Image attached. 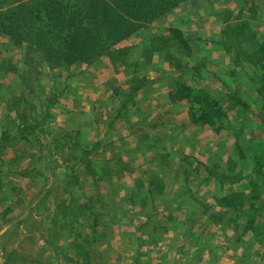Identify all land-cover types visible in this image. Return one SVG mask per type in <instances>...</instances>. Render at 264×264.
Segmentation results:
<instances>
[{
    "label": "rangeland",
    "instance_id": "374dc122",
    "mask_svg": "<svg viewBox=\"0 0 264 264\" xmlns=\"http://www.w3.org/2000/svg\"><path fill=\"white\" fill-rule=\"evenodd\" d=\"M18 1L0 0V4L10 16L9 11ZM243 21L249 23V26L252 25L259 41L264 42V0H188L165 18L130 37L129 57L132 62L138 63L139 73L153 77L157 76L156 74L159 77L164 75L166 80L157 82L161 92L157 97L160 96L159 105H163L162 107L154 109L152 100L147 106L137 103V90L131 93L132 97L128 103L129 116L124 115L125 117L118 116L116 112L121 100L126 97L121 92V87L125 85L123 82L129 70H125L121 63H117L121 70H117V65L108 58L99 59L85 69H66L60 65L59 59L49 55L50 47L46 46V43L45 46L36 48L27 43L21 46L15 44L8 33L0 32V65L3 66L0 69V264H162L165 260L163 252H170L167 256L170 255L173 246L184 250L189 246L190 252L200 254L205 238L201 237L203 241L198 248L190 249L189 242L179 245V228L174 224L170 227L173 213L159 210L168 206L167 201L158 205V202L154 203L152 198L146 197L143 192V188L146 190L149 187L148 181L140 184L142 189L138 192L139 197L134 195L131 200L126 198L132 191L135 180L143 173L142 169L137 167L143 159V154L147 160L152 159L153 150L161 152L159 156L162 154L160 150L163 147L153 149L161 134H172L176 150L179 151L178 161L181 162L184 156H192L191 149L187 147L186 153L189 155H185L182 147L186 136L190 134L188 132L196 134L202 132L201 129L204 130L202 127L191 125L189 118L182 115L180 109L184 110V107H180L181 103H170L167 75L174 74V77H177L178 73L171 70V66H167L164 52L157 49L155 53L146 56L143 51H146L145 47L152 41V34L162 33L171 26L179 28L191 45V61L206 64L200 68L203 76L195 75L191 80L192 85H202L217 98L227 96L228 90L232 91L238 87L251 104L252 109L245 115L231 111V102H225L228 118L224 125L226 129L231 128V125L240 128L239 140L246 157L241 161V165L247 162L251 168L252 165L260 164L259 168L264 170V119L260 115L264 116V107L263 101L257 96L261 83L253 82L259 77L250 78L253 65H250L249 60H245L244 70H239L228 51L224 52L219 44L227 38L223 30L233 29V26ZM5 24L8 26L11 22L7 21ZM228 25L230 26L227 27ZM241 36L242 34L239 38ZM174 41L179 43L177 38ZM177 46L172 49L176 53ZM146 57L151 58L150 63L145 62ZM16 66L20 68L17 69L18 72L12 69ZM23 70H26L24 82L20 74ZM233 70L236 71L235 75H232ZM62 74L64 77L68 76L66 81L61 78ZM185 77L190 78V74L186 73ZM62 87L69 91L62 93ZM116 87L121 90L120 93L115 90ZM18 98L27 100L24 107L19 106V102L12 103L13 99ZM171 110L179 112L176 119L171 115L174 113ZM145 116L150 122L169 123L171 126L168 128L171 131L159 133L146 130L130 135L127 141L118 140L130 122ZM43 119L45 122L31 137H21L17 129L19 124ZM184 126L186 130H183ZM72 128L82 132L80 149L74 145V141L71 143L57 139ZM175 128L178 130H174ZM187 129L191 131L187 132ZM173 130L176 134H173ZM228 136V143L235 144L238 141L237 134ZM177 142L181 143V147L177 146ZM76 145L79 146L77 143ZM257 145L260 149L258 157L252 159L250 156L256 153ZM165 148L171 150V147ZM82 150L90 151L85 154V161L80 159L84 155ZM232 154H238L237 150ZM106 160L111 166L124 165L129 160L136 168L131 173H104L100 168ZM92 166L96 173L90 172ZM115 170L119 169L116 167ZM74 174L81 178L86 188L73 179ZM253 176L260 184V194L264 198V173ZM222 186L218 196L230 193L232 188H248L245 181L236 187L228 184ZM98 193L103 195L98 204L101 225L95 233L96 240L90 251L91 260H87L82 250L78 251L77 244L82 247V242L89 238L92 215L88 209L79 211L78 204H75L78 214L71 221L72 229L68 230L61 227V223L63 219L73 217L70 214L73 210L69 212L68 208L64 210L62 206L66 202L69 207L74 198L80 202H91ZM218 196L211 199L215 201L214 198ZM140 198L144 199V203L135 213V206L140 202ZM209 199L210 197L204 198L205 201ZM186 202L184 198H176L173 210L188 214V217L185 218L184 214L180 218L181 222L188 226V223L192 222V216H195L196 220L201 217L196 213L190 215V210L184 208ZM209 203H212L214 211L217 208L216 202ZM260 204L259 202L258 205ZM223 213L226 221L236 214L230 213L227 208ZM237 214L243 221L247 220V216H253L254 223L251 227L261 224L264 220V211L256 210V207L250 206L249 201L245 210ZM204 215L209 216L208 213ZM132 217L134 219H131ZM165 217L168 227L161 225L164 223L162 218ZM204 223L202 220L195 223L193 229L210 236L211 241L207 247L215 251V254L231 255L232 252L239 253L244 250L243 255L247 257L248 252H252V246L260 242L261 258L264 261V241L261 237L253 236L250 229L244 236L243 228L238 233L232 231V227L223 231L220 226H211L210 222L206 225ZM242 232L243 235H240ZM76 234H79V238ZM71 235L75 238L70 237ZM238 235L241 237L237 239ZM198 239L197 237L196 240ZM234 241L239 245L234 244ZM233 246L235 248H232ZM256 254L260 256V252ZM162 257L164 259L159 261ZM255 257L256 255L253 257L251 253L242 264L253 263L256 261ZM170 261L173 263L176 260L172 258Z\"/></svg>",
    "mask_w": 264,
    "mask_h": 264
},
{
    "label": "trees",
    "instance_id": "16d2710c",
    "mask_svg": "<svg viewBox=\"0 0 264 264\" xmlns=\"http://www.w3.org/2000/svg\"><path fill=\"white\" fill-rule=\"evenodd\" d=\"M187 1L188 0H19L18 3L14 5L15 7L9 11L11 12L10 16L7 14L8 11H4L3 6L0 4V32L8 33L14 40V43L17 45L20 44L21 46L27 43L33 48H36L40 45L43 47L46 43V46L50 47L48 51V53H50L49 55H53L55 58L59 59L60 65L64 66L66 69L78 67L85 69L99 59L106 60V58H108L109 61L117 65L118 70L120 66H118L117 63H121V65L125 67V70H129L123 82L125 85L121 87L123 91L120 90L126 97L121 100L120 106L116 112L118 116L125 117L129 116L128 103L132 97L131 93H135L140 87L149 82L156 81L157 83L158 81L162 82L166 80L164 75L159 77V75L156 74L157 76L150 79L148 76L139 73L138 63L132 62L129 57L131 44H129L128 39L141 29L165 18ZM7 21L11 22L8 26L5 24ZM229 26L230 25L227 27ZM233 27L235 28L223 30V34L224 36L226 35L227 38L226 40H221L219 44L224 52L228 51L233 62L236 64L235 66H237L239 70H244L245 60L251 62L250 65H253V67L251 69L250 78L254 79L256 76L259 77L253 82L261 83V86H258L257 96L263 101L262 105L264 107V42L259 41L254 28L252 25L249 26L247 22H239ZM240 34H242L241 38H239ZM150 38L152 41L149 42L145 47L146 51L144 50L143 52L146 56H148L149 53H155L157 49L164 52L167 66H171V70L178 73L177 77H174V74L171 76H169L170 74L167 75L169 100L173 103L183 102L188 104V117L191 122L199 127H212L214 130L220 131L221 128L225 127L224 121L228 118V109L225 102H231V111H238V113H245V115L252 109L251 104H249L245 96L238 90V87L232 91L228 90L227 96L217 98L211 95L202 85H192L191 80L195 75H199V77L203 76L200 72V68L206 66V64H199L198 62L191 61L192 58L189 57L192 49L191 45L189 44V40L184 38L179 28L175 26L167 27L162 33L152 34ZM176 38L179 40V43H177L178 46L174 41ZM176 46L177 53L172 50ZM185 57L187 60H185ZM242 57H244V60ZM150 60L151 58L149 57L145 58V62L147 63H150ZM2 67L3 66L0 65V69H2ZM12 69L18 72L17 69L20 68L16 66ZM25 73L26 70L20 72L23 82ZM186 73L190 74V78L185 77ZM235 74L236 71L233 70L232 75ZM61 78L66 81L68 76L64 77V74H62ZM120 81L121 79H119V82ZM64 88L65 87H62L61 89L63 91L62 93L68 90L67 88L64 90ZM115 90L120 93L118 87H116ZM26 101L25 99L18 98L13 99L12 103L15 104L19 102V106L24 107ZM50 103L53 102L50 101ZM260 115L264 119V116L262 114ZM44 122V119L37 122H22V124L18 125L17 129L22 138H29ZM158 125L160 124L150 122L146 116L144 118H138L134 120L130 126L124 128L123 134L118 140L120 142L123 140L127 141V137L130 135H136L137 132L146 130L150 131ZM231 128L228 129L231 130L233 134H237V138L239 137L238 141L235 142V149L238 151L240 157L239 166L236 163L228 165L219 164L218 166L214 164V166H211L200 160H191L186 161L185 164L177 168V175H181L179 176L181 179L189 181L191 176L195 178L196 175H201L202 168L205 167L207 170L206 180L215 179L219 181L220 184L226 182L240 183L245 181L248 184V188L234 190L214 198L217 205L225 207L219 211H213L212 205L203 202L199 198H196L193 202L197 203V208L199 211H202V214H209L207 217L208 219H213L218 222L225 220L223 212H225L226 208L229 209L230 213L236 212L234 216L231 215L228 219V223L234 225V231L240 233L239 230L243 228L242 231H244L245 236L247 233L246 231L250 229L251 232H253V236L261 237L264 241V220L261 224H255L256 226L251 227L254 223L253 216H247V220L244 221L240 216H237L238 212L245 210L248 201L250 202V206L256 207V210L264 211V198L261 197L260 194V184L253 176L254 174H263L264 170L263 168H259L261 166L260 164L252 165L251 168L247 165V162L241 165V161L246 157L243 153V145L239 140L241 139L240 128H237L235 125H231ZM81 137L82 132L77 128H72L71 131H66L63 136L61 135L60 138L57 139H62V141L67 140L71 143L74 141V145L80 149ZM76 143L79 144V146H77ZM255 150V154L257 155L253 153L254 155L250 156L252 159H254L255 156L258 157V152L260 150L258 145ZM81 153L84 155H82L80 159L85 161V154H89L90 151L82 150ZM159 153L161 152L154 150L152 161L157 158V160L168 159L169 149L167 152H163L164 154H160V156ZM108 163L109 161H104L103 166L100 168L104 173L107 171L111 173L119 172L120 174L121 171L131 173L134 172L136 168L133 166L132 161L129 160L127 164L124 165L117 164L111 166ZM140 163L137 164V167L141 165ZM116 167L119 169L118 171L115 170ZM158 168L159 167L152 169L150 174L146 175V177L139 176L132 186V193L130 192L126 198L131 200L134 195L139 197L138 192L142 189L141 185H143L145 181H148L150 183L148 189L145 190L143 188L145 196H150L152 198L151 201L154 203H157V199L160 198H164L167 201L169 193L166 190L165 181L160 175V169ZM90 172L96 173L93 166L90 168ZM200 177L203 178V174ZM73 179H75V181L78 180L79 185L86 188V185L76 174H74ZM75 185L76 183L74 182V187ZM101 195V193L96 194V198L94 197L91 202L88 201L87 203L84 201H77L74 198L69 207L66 202L62 206L64 210L68 208L70 212V210L74 211L76 208L75 204H78L77 206L80 208L79 211L88 209L92 215V220L90 221V234L88 235L89 238H86L84 242H82V247H79L77 244L78 251L82 250L87 260H91L90 251L96 240L95 233L101 225L100 216L98 214V204L103 198V195ZM122 198L123 202H125L124 195ZM259 202L261 203L260 206L258 205ZM142 203H144V199L140 198V202L135 206V213L139 211ZM188 208L190 207L188 206ZM73 211L70 212L73 217H70V219H63L61 227H66L68 230L72 229L73 224L71 221L77 217L78 208L74 212ZM197 214L199 215V212H197ZM131 219L134 218L132 217ZM180 225L179 228L182 230L183 225L186 226V223L182 222L181 224L180 222ZM76 235L78 236L79 234ZM240 235H243V232ZM240 235L237 236V239L241 237ZM70 237L74 236L71 235ZM77 238H79V236ZM73 243L76 244V242Z\"/></svg>",
    "mask_w": 264,
    "mask_h": 264
},
{
    "label": "crops",
    "instance_id": "0c3cea01",
    "mask_svg": "<svg viewBox=\"0 0 264 264\" xmlns=\"http://www.w3.org/2000/svg\"><path fill=\"white\" fill-rule=\"evenodd\" d=\"M148 78L151 79V78H153V76H148ZM157 87H158V84L156 83V81L149 82V83L143 85L142 87H140L138 89V92H137V95H138V98H137L138 102L137 103H141V105L147 106L148 102L150 100H152L151 105L154 107V109L162 107L163 105H159L160 96L157 97V94L161 95V92L158 90ZM170 103H172V102H170ZM177 103H181V102H177ZM173 104H175V103H173ZM181 105L182 106H180V107H182V108L184 107V110L180 109V111L182 112V115H184V117L189 118L188 117V104L182 102ZM171 111L174 112L171 115L174 116L173 117L174 119H176L178 117L177 114H179V112H177L176 110H171ZM185 121H186V119H185ZM189 121H190V119H189ZM184 123H186V125H189L188 122H184ZM189 123L191 125L193 124L194 126H197L196 124H194L191 121ZM131 124L132 123L130 122V124L127 126H130ZM170 126L171 125L169 123L160 124L156 128L151 129L150 131H158L159 133L162 131L163 133H166L165 131H167V130L171 131L169 129ZM185 127L186 126H184L183 130H186ZM197 127L199 128V126H197ZM202 128L204 130L201 129L202 132H198V133L196 132V134H194L192 132H188V131H191V129H187V132L190 134L186 136L185 141H183L182 147L184 148L183 152L185 153V155L188 154V153H186L187 147H188V149H191V151H192L191 157L185 158V156H184L183 161H181V162L178 161L179 151L176 150V144L173 142L174 139H172V134L170 132H167L166 134L160 135L161 138L156 143V146L153 149H157L158 146H161V147H163V149L161 150L163 153V152L168 151L166 148L164 149V147H171L170 148L171 150H169L168 159H164V160L163 159L162 160L155 159L152 161V159L147 160V158H145L144 154H143V159L140 163L141 165L138 166V169H142V171H143L141 176H145V177H146V175L150 174L152 169L159 167L158 169H160L159 170L160 175L164 179L165 184H166V190L169 193L168 199H167V203H168L167 205L168 206H164V207L160 208L159 210L160 211L163 210L164 212L169 211V212L173 213L174 218L171 219L170 227H171V225L174 224L177 226V228H179L181 226L180 225V222H181L180 218L185 214V213L184 214L179 213L178 210H173V208H175V205L173 203L175 202L176 198H180V199L184 198L185 202H186L185 199H187L188 202H186L184 208L187 209L189 206L190 208H188V209L190 210V215L191 214L194 215L195 213H196V215H198L197 212H199V216L201 217L200 220H196V217L192 216V222L188 223V226L183 225L182 231L179 228V231L177 232L178 237H179V239H178L179 243L178 244L181 245V244H183V242L184 243L189 242L191 245L190 249L195 248V247L198 248L201 245V242L203 241L201 239V237L203 239L205 238V240L202 243V245L203 244L204 245L202 247V251L200 252V254H197V252H192V251L190 252L189 246L186 247V250L180 249V248H178V246H176V247L173 246L171 248H174V249L170 255L167 256V254H169L170 252H167V253L163 252L165 260L161 263L162 264H242V261L245 262V259L247 260V258H249V255L252 253L253 257L256 255V257H255L256 261H254L251 264H264V261H262V258H261V251H260L262 249V247L260 248L259 243L258 244L256 243L255 245L252 244L254 247L252 246V248H251L252 252L251 253L248 252L247 257H246V255H243L244 250H242L239 253H233L232 252L231 255H229V253H224L222 255L221 254H215L214 253L215 251L213 252V250H211V248L207 247V246H209V242L211 241L210 236L207 235V233L202 234L201 231H196L193 229L194 224L202 220L203 223L205 222L204 225H206V223L210 222L209 224H211V226H213V225L220 226V228L223 231L230 229V227H232V231H234V225L231 223H228V221H226V220L218 222V221H214L213 219L210 220L207 217H205V215L202 214V211L198 210L197 203L193 202V200H195L196 198H199L203 202L212 205V203H209V202H215V201H213L211 199V197L219 195V193L223 187L222 185L226 186L228 184L229 186L236 187L240 184L239 182L238 183H227L226 182L224 184H220L219 181H217L215 179L206 180L205 177L207 175V173H206L207 170L205 167L202 168V173H201V175L203 174V178L200 177L201 175L195 174L196 177L192 178V176H191L189 181H188L189 183L187 182V180L185 181V180L181 179L179 177L181 175H179V176L177 175V168L180 165L185 164L186 161H190V160H197V161L200 160V161L204 162L205 164H208V165L210 164L211 166H214V164H217V166H218L219 164H223V165L227 164L228 165L231 163L232 164L236 163L238 166L240 165L239 154H232L233 151L235 152V147H234L235 144L233 142L228 143V140H229L228 135L233 134V132L231 130L226 129V127L221 128L220 131H216L212 127H202ZM163 129H165V130H163ZM174 130H178V129L175 128ZM174 130H173V134H176V132H174ZM182 135H184V133ZM177 146L181 147V143L177 142ZM194 150H196V151L194 152ZM227 153H228V156H227ZM237 153H238V151H237ZM169 156H171V157H169ZM161 157H162V155H161ZM176 158H177V160H175ZM139 174H141V173H139ZM231 190L234 191V190H241V189L232 188ZM192 197H194V198L192 199ZM207 197L208 198L210 197V199L208 201H205L204 198H207ZM165 201H166V199H164V198L157 199L158 205L163 204ZM215 206H217V208H215L216 211L217 210L219 211L221 208H225V207L219 206L217 204H215ZM175 215L177 216V218ZM186 217H188V214H185V218ZM162 221L164 223L161 225L168 227V225L166 223V221H167L166 217L162 218ZM181 224H182V222H181ZM229 233L231 235V232H229ZM226 236H229V235H226ZM197 237L199 238L198 240H196ZM229 238H230V236H229ZM234 244H238V242L234 241ZM232 248H235V246H233ZM242 248H243V246L240 247V249H242ZM236 250H238V248ZM257 252H260V256H258L256 254ZM163 253H162V255H163ZM172 258H175V260H176L173 263H171V261H170ZM163 259H164L163 257H162V259L159 258V261L163 260Z\"/></svg>",
    "mask_w": 264,
    "mask_h": 264
}]
</instances>
